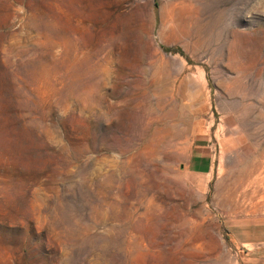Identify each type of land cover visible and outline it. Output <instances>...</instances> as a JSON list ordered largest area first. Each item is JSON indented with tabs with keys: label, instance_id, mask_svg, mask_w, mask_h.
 Here are the masks:
<instances>
[{
	"label": "rangeland",
	"instance_id": "374dc122",
	"mask_svg": "<svg viewBox=\"0 0 264 264\" xmlns=\"http://www.w3.org/2000/svg\"><path fill=\"white\" fill-rule=\"evenodd\" d=\"M0 264H264V0H0Z\"/></svg>",
	"mask_w": 264,
	"mask_h": 264
},
{
	"label": "crops",
	"instance_id": "0c3cea01",
	"mask_svg": "<svg viewBox=\"0 0 264 264\" xmlns=\"http://www.w3.org/2000/svg\"><path fill=\"white\" fill-rule=\"evenodd\" d=\"M214 157V144L206 137L197 136L191 143L190 151L185 161V171L197 177H204L212 172Z\"/></svg>",
	"mask_w": 264,
	"mask_h": 264
}]
</instances>
